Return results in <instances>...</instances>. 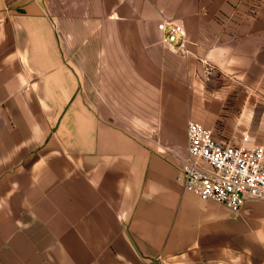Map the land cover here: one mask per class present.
Listing matches in <instances>:
<instances>
[{"label":"crops","instance_id":"crops-1","mask_svg":"<svg viewBox=\"0 0 264 264\" xmlns=\"http://www.w3.org/2000/svg\"><path fill=\"white\" fill-rule=\"evenodd\" d=\"M189 120L264 145V0H0V264H264V199L177 181Z\"/></svg>","mask_w":264,"mask_h":264},{"label":"built area","instance_id":"built-area-1","mask_svg":"<svg viewBox=\"0 0 264 264\" xmlns=\"http://www.w3.org/2000/svg\"><path fill=\"white\" fill-rule=\"evenodd\" d=\"M163 42L172 51L188 56L185 24L169 21ZM204 82L211 80L213 66L204 60ZM187 155L182 159L177 181L202 200H214L239 212L248 199H264V145L246 147L218 141L202 123H187ZM250 142L251 136H244Z\"/></svg>","mask_w":264,"mask_h":264},{"label":"rangeland","instance_id":"rangeland-1","mask_svg":"<svg viewBox=\"0 0 264 264\" xmlns=\"http://www.w3.org/2000/svg\"><path fill=\"white\" fill-rule=\"evenodd\" d=\"M213 76V75H212ZM212 79V78H211ZM211 81V80H210ZM210 81H208V82H210Z\"/></svg>","mask_w":264,"mask_h":264}]
</instances>
